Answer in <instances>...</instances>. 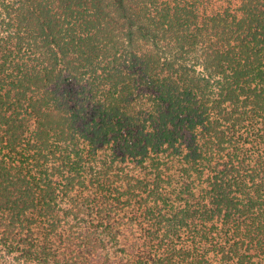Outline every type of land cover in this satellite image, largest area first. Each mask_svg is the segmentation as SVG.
Here are the masks:
<instances>
[{
	"label": "trees",
	"instance_id": "obj_1",
	"mask_svg": "<svg viewBox=\"0 0 264 264\" xmlns=\"http://www.w3.org/2000/svg\"><path fill=\"white\" fill-rule=\"evenodd\" d=\"M0 264H264V0H0Z\"/></svg>",
	"mask_w": 264,
	"mask_h": 264
}]
</instances>
